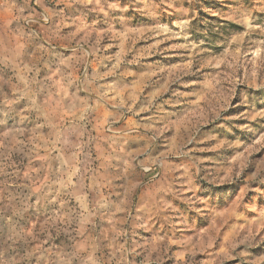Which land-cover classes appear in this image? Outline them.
Segmentation results:
<instances>
[{
    "label": "rangeland",
    "instance_id": "1",
    "mask_svg": "<svg viewBox=\"0 0 264 264\" xmlns=\"http://www.w3.org/2000/svg\"><path fill=\"white\" fill-rule=\"evenodd\" d=\"M2 27L0 264H264V0H0Z\"/></svg>",
    "mask_w": 264,
    "mask_h": 264
},
{
    "label": "crops",
    "instance_id": "2",
    "mask_svg": "<svg viewBox=\"0 0 264 264\" xmlns=\"http://www.w3.org/2000/svg\"><path fill=\"white\" fill-rule=\"evenodd\" d=\"M2 29V31H3V27L2 28H0V30ZM1 32H0V36H1ZM4 49H2V45H1V43H0V56H2L3 55V53H4Z\"/></svg>",
    "mask_w": 264,
    "mask_h": 264
},
{
    "label": "bare ground",
    "instance_id": "3",
    "mask_svg": "<svg viewBox=\"0 0 264 264\" xmlns=\"http://www.w3.org/2000/svg\"><path fill=\"white\" fill-rule=\"evenodd\" d=\"M161 75V74H160ZM135 87V86H134ZM147 94V93H146ZM151 107V106H150ZM244 160H246V159H244ZM246 163V162H245ZM243 169V168H242ZM250 233V232H249ZM238 236V235H237ZM239 238V237H238Z\"/></svg>",
    "mask_w": 264,
    "mask_h": 264
}]
</instances>
